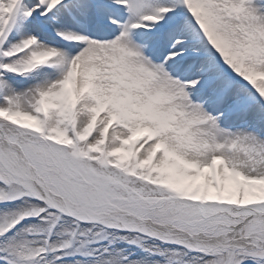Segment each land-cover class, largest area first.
I'll return each instance as SVG.
<instances>
[{"label": "snow or ice", "instance_id": "6c2138e0", "mask_svg": "<svg viewBox=\"0 0 264 264\" xmlns=\"http://www.w3.org/2000/svg\"><path fill=\"white\" fill-rule=\"evenodd\" d=\"M0 264H264V0H0Z\"/></svg>", "mask_w": 264, "mask_h": 264}]
</instances>
